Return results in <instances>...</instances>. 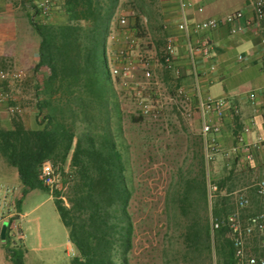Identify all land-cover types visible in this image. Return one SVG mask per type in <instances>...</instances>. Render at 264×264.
Returning a JSON list of instances; mask_svg holds the SVG:
<instances>
[{"label": "trees", "instance_id": "obj_1", "mask_svg": "<svg viewBox=\"0 0 264 264\" xmlns=\"http://www.w3.org/2000/svg\"><path fill=\"white\" fill-rule=\"evenodd\" d=\"M31 1L21 5L30 25V49L40 59L34 71L44 73V79L36 84L33 122L13 115L12 127L0 129V152L17 169L23 197L46 189L39 181L43 163L60 169L64 190L49 191L78 253L72 264H130L136 236L131 146L124 137V114L108 63V49L117 47L108 42L119 0H58L60 18L54 21L41 20L37 0ZM196 159L198 173L181 179L173 201L189 222L183 235L187 250L203 254L211 249L212 235L208 183L219 188L214 218L232 214L226 203L234 191L231 177L211 179L203 144ZM201 211L203 220L196 216ZM215 235L223 264H235L228 229ZM249 254L264 256V250ZM15 264L24 262L17 258Z\"/></svg>", "mask_w": 264, "mask_h": 264}, {"label": "rangeland", "instance_id": "obj_2", "mask_svg": "<svg viewBox=\"0 0 264 264\" xmlns=\"http://www.w3.org/2000/svg\"><path fill=\"white\" fill-rule=\"evenodd\" d=\"M54 1L53 21L60 18L58 0ZM161 1L119 0L112 26L119 41L116 42L117 47L110 48L108 62L111 68L112 58L126 43L125 33L133 32L138 41L135 55L152 60L159 89L164 96H168L175 92L177 80L158 63L164 50L165 38L173 33V26L165 28ZM31 2L35 4V0ZM120 17L126 18L128 24L126 29L119 25ZM28 26L30 30L29 23ZM31 38L32 35L29 41ZM31 51L33 49L29 48L21 60L14 58L3 60L0 69L25 71L22 81L8 84L5 89L24 108L23 115L33 122L36 113V81L41 82L43 77L39 76L38 79L36 77ZM255 72L257 74L256 67L252 68L250 73L254 75ZM112 78L124 114V137L131 146L128 152L134 187L131 213L136 224V236L130 254V264H223L218 236L213 232L209 242L210 250L207 249L203 254H193L187 250L183 235L187 232L189 222L180 214L173 201V195L180 188L179 184H183V178L196 176L198 173L196 155L203 142L201 121L194 109L195 102L192 118L166 104L158 118L143 116L137 108L134 93L125 90L119 79ZM161 84L166 86L161 87ZM144 96L151 101L156 99L150 90L145 91ZM243 107L241 114L238 115L241 122L250 118V113H255L254 108L247 104ZM7 128H10V125H7ZM230 162L231 160L218 156L210 167L211 179L228 177L229 167L233 166L229 164ZM239 166L236 165V168L242 170L245 164L242 162ZM260 179L256 176L249 185ZM238 180L237 190H243L252 205L245 210H239L231 197L226 203V209L228 213L239 212L243 218H247L258 211V203L252 197L253 194H250L251 190H246L248 186L244 188L243 184L246 181L243 175H239ZM0 183L23 188L17 169L6 162L1 152ZM64 200L67 202L66 198ZM216 200V198L213 200L212 205L209 203L210 220L212 210L216 208ZM20 204V216L14 222L22 231L24 240H18V232L12 229L11 221L0 225V264H15L17 258H21L24 264H72L78 253L69 243L68 231L62 222L52 193L48 189L32 190L24 197L22 194ZM196 216L197 219H205V211L198 212ZM189 217L192 219L195 216ZM3 232L6 233L5 239L2 237Z\"/></svg>", "mask_w": 264, "mask_h": 264}, {"label": "built area", "instance_id": "obj_3", "mask_svg": "<svg viewBox=\"0 0 264 264\" xmlns=\"http://www.w3.org/2000/svg\"><path fill=\"white\" fill-rule=\"evenodd\" d=\"M177 5L179 12L177 28L181 35L166 36L164 50L158 59V63L173 73L176 78H180L182 70L177 62L181 56V42H183L190 63L193 80L191 86L179 87L172 95L164 96L159 89V82L155 79L152 60L135 55L138 41L133 36V32L125 33V45L112 58L111 75L120 80L125 90H131L134 93L137 108L143 116L158 118L163 113L166 104L175 107L188 118H192L193 102H195L194 109H196L201 121V134L208 173H210L211 164L218 156H224L230 160L242 156L248 162L253 161L257 153L264 151V136H257L253 141L249 140V135L254 132V124L252 123L244 127L233 146L230 148L223 146L220 137L223 132V121L229 108V101L226 98L214 97L203 89L205 76L213 74L216 71V66L211 65L205 73L199 65L200 61L206 62L212 58L213 43L209 35L211 32L229 27L231 34L237 36L245 28L240 22L245 20L247 25H250L252 20H246L244 11H236L223 18H207L197 21L190 17L191 10L196 6L193 0H177ZM249 6L254 13V20L263 22L264 0H249ZM37 7L41 20L53 18L54 0H37ZM197 11L202 14L204 8L198 7ZM119 25L123 29L127 28L126 25L128 24L125 17H120ZM117 41L119 40L113 33L108 43L110 45V43ZM262 43L264 45V39ZM245 58L243 55L239 56L240 61H244ZM24 77L25 71L22 69H0V111L3 109L9 116L23 115L24 108L5 88L8 84L22 81ZM147 90H150L151 95L156 97L154 101L144 96ZM261 92V90L251 91L248 94L249 102L253 105L261 104L260 96L263 95L264 97V90L262 94ZM235 114L240 115V111L236 110ZM39 181L52 193L64 190L61 171L50 161L43 163ZM255 188L264 207V180L257 181ZM218 193V186L209 181L208 196L211 205ZM22 194L23 188L10 187L0 183V225L6 221H11V227L18 232L17 238L21 241L24 240V235L14 221L20 216L19 208ZM231 197L235 200L239 210H245L252 205L250 198L242 192L231 194ZM211 221L213 234L221 228L228 229V238L233 246L235 264H264V256L249 254L251 249L264 250V211L247 218H243L239 212H234L224 218L212 217Z\"/></svg>", "mask_w": 264, "mask_h": 264}, {"label": "crops", "instance_id": "obj_4", "mask_svg": "<svg viewBox=\"0 0 264 264\" xmlns=\"http://www.w3.org/2000/svg\"><path fill=\"white\" fill-rule=\"evenodd\" d=\"M21 1L0 0V63L8 58L21 60L31 46V41H29L31 34L26 18L27 11L21 5ZM193 1L196 5L190 12V17L193 20L201 21L207 18H223L227 14L236 11H244L246 20H252L250 25H247L245 20L240 22L245 28L237 36L231 34L229 27H223L218 31L211 32L209 35L213 43L212 58L206 62L200 61L199 65L200 69L205 73L211 65L216 66V71L213 74L205 76L203 89L214 97L226 98L229 101V108L223 121V132L220 137L223 146L226 148L233 146L236 143L237 137L243 132L244 127L252 123L254 124V132L252 135H249V140L253 141L257 136H264V97L263 95L260 96L262 102L258 105H253L248 100V94L251 91L261 90L263 92L264 90V45L262 43L264 39V21L258 22L254 20V13L249 6V0ZM161 5L165 28L169 29L173 26V33L169 35L180 36L181 33L177 28L179 19L177 0H162ZM198 7L204 8L202 14L198 13ZM31 52L33 54L32 61L35 66L39 63L40 59L34 49ZM108 55H110V48L108 49ZM240 55L246 57L244 61L239 60ZM177 63L182 69V76L180 78H176L173 73L166 70L177 80L175 90L182 86L187 87L193 82L190 63L186 56L183 42H181V56ZM255 67L257 74L255 72L253 75L250 72ZM39 76L43 77V81L44 73L36 75L37 79ZM37 83L38 80L36 81ZM165 86V84H161V87ZM246 104L254 108L255 113H250V118L241 122L240 116H236L235 112L239 110L241 114V109ZM11 118L12 116L6 114L2 109L0 111V129H10L12 127ZM7 125H10V128H7ZM242 162L245 166L242 170H238L236 165L239 166ZM229 164L233 165L229 167V172H227V176L231 177L230 185H232L234 191L232 194L243 191L237 190L239 187L238 176L243 175L246 181L243 184L244 188L248 186L246 190H251L250 194H253L252 197L258 203V211L254 214L264 211V207L256 193L255 185L257 182L251 186L249 185L256 176L260 177V180H264V151L257 153L253 161L248 162L242 156H239L232 159ZM19 209H21V204Z\"/></svg>", "mask_w": 264, "mask_h": 264}, {"label": "water", "instance_id": "obj_5", "mask_svg": "<svg viewBox=\"0 0 264 264\" xmlns=\"http://www.w3.org/2000/svg\"><path fill=\"white\" fill-rule=\"evenodd\" d=\"M2 237H3V239L6 238V233L5 232L2 233Z\"/></svg>", "mask_w": 264, "mask_h": 264}]
</instances>
